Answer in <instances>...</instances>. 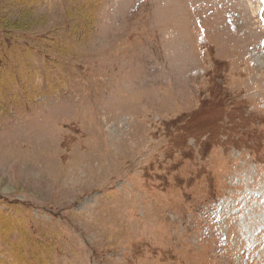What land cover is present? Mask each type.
I'll return each instance as SVG.
<instances>
[{
  "label": "rangeland",
  "instance_id": "rangeland-1",
  "mask_svg": "<svg viewBox=\"0 0 264 264\" xmlns=\"http://www.w3.org/2000/svg\"><path fill=\"white\" fill-rule=\"evenodd\" d=\"M0 264H264V0H0Z\"/></svg>",
  "mask_w": 264,
  "mask_h": 264
},
{
  "label": "trees",
  "instance_id": "trees-1",
  "mask_svg": "<svg viewBox=\"0 0 264 264\" xmlns=\"http://www.w3.org/2000/svg\"><path fill=\"white\" fill-rule=\"evenodd\" d=\"M0 28H2V29H3V26L1 25V26H0Z\"/></svg>",
  "mask_w": 264,
  "mask_h": 264
}]
</instances>
